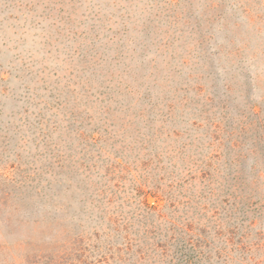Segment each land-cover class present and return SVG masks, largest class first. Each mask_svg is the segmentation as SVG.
I'll return each mask as SVG.
<instances>
[{
    "label": "trees",
    "instance_id": "16d2710c",
    "mask_svg": "<svg viewBox=\"0 0 264 264\" xmlns=\"http://www.w3.org/2000/svg\"><path fill=\"white\" fill-rule=\"evenodd\" d=\"M116 7L104 19L89 18L101 29L66 77H38L43 69L35 63L24 69L40 86L29 93L27 82L16 102L25 104L21 118L42 163L19 180L5 177L10 191L1 199L19 193L21 203L0 206L29 222L44 212L70 235L60 246L26 252L20 262L2 257L0 264H264V154L250 159L231 139L235 99L219 95L208 58L199 71L191 67L198 80L213 79L208 92L177 80L190 54L177 49L174 33L150 24L132 26L130 58L119 38L96 47L98 33L111 30L104 22L115 15L126 30L131 15ZM197 29L189 52L214 54ZM100 45L113 55L93 54ZM151 51L155 57L147 59ZM247 77L244 106L251 118L241 122L249 127L262 108ZM127 150L135 152L134 162ZM56 212L69 223L57 222Z\"/></svg>",
    "mask_w": 264,
    "mask_h": 264
},
{
    "label": "rangeland",
    "instance_id": "374dc122",
    "mask_svg": "<svg viewBox=\"0 0 264 264\" xmlns=\"http://www.w3.org/2000/svg\"><path fill=\"white\" fill-rule=\"evenodd\" d=\"M59 1H65V5H60ZM129 1L131 7L126 5ZM211 1L215 5L213 9H209ZM119 4L131 15L125 32V22L115 15L107 24L104 22L111 30L98 33L101 40L95 43L96 47L106 42L111 45L110 38H119L124 49L128 48L125 53L130 58L132 43L127 39L132 38V26L141 28L147 23L153 31L174 33L178 38L177 49L183 55L190 54L176 79L188 82L189 86L198 82L208 92L213 79L204 77L198 80V74L191 70L195 66L199 71L204 67L201 60L208 58L217 70L215 82L219 95L224 99L229 96L235 99L238 116L233 121L231 139L242 143L243 154L250 159L264 154V129L259 126H264V0H0V203L11 207H18L21 203L19 193L16 197L10 194L4 201L1 199L10 191L4 181L9 173H14L11 175L19 180L25 171L33 173L41 168L42 163L21 118L25 104L16 102L27 82L29 93L33 87L40 86L39 79L26 75L24 69L35 63L38 70L43 69L38 77L50 80L61 75L66 77L73 63L81 59L80 53L89 50L90 39L101 29L96 28L95 20L89 18L97 14L104 19L111 11L117 10ZM197 27L205 33L206 45L214 54H202L197 48L189 52L197 44ZM103 49L92 53L103 55ZM153 52L147 59L155 57ZM108 54L113 55L111 50L105 57H109ZM156 63L164 69L160 59ZM244 75H248L246 79L254 88L255 105L262 108L259 119L249 127L241 122L251 118L247 111L249 106H244L247 104ZM8 85L20 89L11 91L7 89ZM157 85L162 83L159 81ZM255 145H258L257 150L253 149ZM115 149L120 150L121 145ZM125 153L127 159L134 162L135 152L127 150ZM63 198L68 200L67 195ZM54 214L59 217L57 222L69 223L59 212ZM0 215L8 219L0 222V245L3 248L0 259L5 257L8 263L20 262L26 252L31 254L33 250L50 248V245L60 246L69 239L70 234H61L44 212L33 214L36 222L26 221L24 216L21 218L10 208L3 209L2 206Z\"/></svg>",
    "mask_w": 264,
    "mask_h": 264
}]
</instances>
